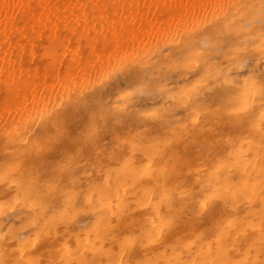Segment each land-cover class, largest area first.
<instances>
[{
    "label": "bare ground",
    "instance_id": "obj_1",
    "mask_svg": "<svg viewBox=\"0 0 264 264\" xmlns=\"http://www.w3.org/2000/svg\"><path fill=\"white\" fill-rule=\"evenodd\" d=\"M0 264H264V0H0Z\"/></svg>",
    "mask_w": 264,
    "mask_h": 264
},
{
    "label": "rangeland",
    "instance_id": "obj_2",
    "mask_svg": "<svg viewBox=\"0 0 264 264\" xmlns=\"http://www.w3.org/2000/svg\"><path fill=\"white\" fill-rule=\"evenodd\" d=\"M239 69H240V67L236 68V69H233L232 74H231V75H234V77H236L238 79H240L241 76H242V73H241V71Z\"/></svg>",
    "mask_w": 264,
    "mask_h": 264
}]
</instances>
